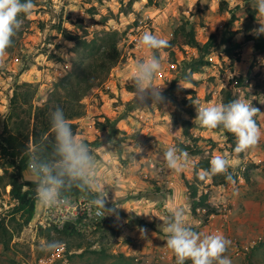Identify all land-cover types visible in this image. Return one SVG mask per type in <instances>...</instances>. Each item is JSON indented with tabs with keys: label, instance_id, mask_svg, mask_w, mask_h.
Instances as JSON below:
<instances>
[{
	"label": "rangeland",
	"instance_id": "1",
	"mask_svg": "<svg viewBox=\"0 0 264 264\" xmlns=\"http://www.w3.org/2000/svg\"><path fill=\"white\" fill-rule=\"evenodd\" d=\"M221 2L226 3L223 9ZM34 3L32 15L24 17L12 45L0 54V134L10 114L9 126L26 132L31 123L29 106L43 105L52 92L63 93L66 86L83 89L86 84L81 73L89 75L93 88L82 100L83 114L72 122L78 125L76 137L86 144L96 142L90 147L93 154L110 169L104 181L106 208L112 204L121 208L105 217L101 229L83 236L84 241L38 229L34 220L18 231L10 186L7 178L0 179V222L13 233L8 239L0 229V264H175L162 224L163 216L178 207L183 208L186 222L195 231L221 232L231 240L225 255L232 264H264V54L246 41L264 18L256 14L251 0ZM59 26L78 39L65 40ZM181 27L193 28L202 45L214 36L209 53L204 55L212 64L191 73L188 65L198 57L197 51L177 46L159 50L163 70L154 83L162 86L163 102L151 111L138 107L130 89L134 64L144 58L137 39L147 31L170 42ZM113 43L119 61L106 71L99 66L100 56L111 50ZM189 76L196 85L188 87L185 77ZM238 83L242 89L234 92L236 99H245L259 109L254 119L261 137L256 145L235 154V144L229 145L222 132L201 128L195 118L199 107L222 103V90L233 89ZM14 92L20 95V105L12 111ZM173 114L192 123L193 140L182 136ZM179 143L189 147L185 151L195 159L196 168L177 175L164 166L162 155L168 146ZM137 147L139 153H135ZM218 152H229L235 159L229 168L234 183L226 181L224 174L211 181L197 178V170L209 165ZM28 165L29 157L24 179L35 183ZM5 166L0 157V177H5ZM189 185L218 213L207 224L203 223L206 208L198 209L197 216L191 212ZM71 196L88 199L84 194ZM39 209L36 203V212ZM53 240L66 243L63 252L50 255L39 251L43 241Z\"/></svg>",
	"mask_w": 264,
	"mask_h": 264
},
{
	"label": "clouds",
	"instance_id": "2",
	"mask_svg": "<svg viewBox=\"0 0 264 264\" xmlns=\"http://www.w3.org/2000/svg\"><path fill=\"white\" fill-rule=\"evenodd\" d=\"M251 3L256 14L264 18V0H251ZM35 7L34 0H0V54L12 45L24 17L31 16ZM258 24L260 26L253 30V34L264 35V23ZM136 46L143 50L144 58L133 67L134 103L151 111L163 102L162 86L154 82L163 70L158 52L169 46V40L145 31L137 39ZM185 83L192 87L189 78L185 77ZM258 113L259 109L245 99H236L199 107L195 121L209 131L219 129L233 134L236 143L232 152L240 154L260 140L261 131L254 119ZM50 124L53 134L50 151L45 145L35 144L28 165L29 175L36 185L35 200L41 211L49 213L69 207L71 201L66 193L76 189L88 197L89 206L95 209L97 217L102 219L113 215L121 207L112 204L106 208L108 192L104 181L110 172L108 164L102 163L84 140L76 137L63 109L57 107L50 113ZM140 151L137 147L135 153ZM162 160L164 166L177 175L186 169L196 168L195 159L175 144L166 148ZM234 163L231 153L218 152L210 159L208 168L197 170V178L211 181L213 177L224 174L226 181L234 183L229 172ZM162 228L167 234L166 247L175 257V264H186L187 261L191 264H232L225 255L231 240L221 232L203 234L195 231L186 222L183 208H175L163 216ZM140 232L144 235L145 229L141 228ZM65 248L66 243L61 240L43 241L39 251L51 255L61 253Z\"/></svg>",
	"mask_w": 264,
	"mask_h": 264
},
{
	"label": "trees",
	"instance_id": "3",
	"mask_svg": "<svg viewBox=\"0 0 264 264\" xmlns=\"http://www.w3.org/2000/svg\"><path fill=\"white\" fill-rule=\"evenodd\" d=\"M148 3L154 4L156 0H147ZM226 3L221 2L220 7L225 8ZM58 32L67 41H76L78 39L77 35H73L71 31L61 26L58 27ZM180 32L175 31L173 39L169 42V49L172 46H177L178 48L190 47L198 52V57L193 59L188 65L191 69V73H197L202 70L203 67H209L212 63L208 60H204V55L209 53L212 40L214 36L212 35L210 39L205 43L201 44L197 41L195 30L193 28L186 29L181 27ZM247 42H252L256 51L264 54V35H248L246 37ZM119 61V51L116 48V44L113 43L111 50L103 53L100 56V65L104 66L106 71L112 69ZM92 71V66L89 65ZM81 73L80 79L86 84L81 90L76 88L64 87L63 93L59 91H54L50 94V97L46 102L39 106L32 108L29 106V113H31V123H29L30 129L26 132L18 127L9 126V121L12 120L13 114L8 115L7 121L4 124L2 133L0 134V157L6 162L4 176L0 179L4 180L7 178V185L10 186V196L15 201V205L12 209L14 214V221L18 224L16 230L20 231L22 228L27 226L34 217L36 211V200H35V183L28 182L24 179V170L26 167L27 159L33 150L35 144L39 143L45 145L50 151V144L52 141V131L50 124V113L54 111L57 107L63 109L66 119L69 121L74 134L77 135L78 125L73 123L74 119L79 118L83 114L82 100L86 96L87 92L93 88L94 81ZM191 84L196 85L197 82L194 81L191 76L188 77ZM26 85V84H23ZM130 89H132L130 87ZM242 87L237 84L234 88H227L222 90V103H229L236 100L234 92L241 90ZM24 98V97H23ZM26 102V100L24 99ZM20 105V95L17 92L13 93L10 99L11 110H15L16 107ZM173 123L179 125L182 130V136L186 139H194L190 133V128L192 123L187 119H182L173 114ZM100 130H104V126L100 127ZM215 132H220L219 129L214 130ZM227 138V143L229 145L235 144V137L233 134L228 132H222ZM89 147L92 145L96 146L97 143L87 144ZM180 148L183 150H189V147L185 146L183 143H179ZM91 149V148H90ZM92 150V149H91ZM209 165H204L203 169L208 168ZM10 169V172L7 171ZM190 194V208L194 216H197V210L201 207L206 208L205 218L203 220L204 224L209 222V218L214 215L218 216L217 211L214 208H210L205 204L203 197L197 196V190L192 185L188 187ZM82 194L78 190L73 189L66 193L67 196ZM4 220V219H3ZM17 220V221H16ZM4 222V221H3ZM20 222V223H19ZM102 227L100 226V229ZM0 229L3 234H5L8 239L13 237V233L7 230L6 226L0 222ZM57 234L63 237L74 238L78 240H83L84 237L77 234L70 227H65L63 230L57 231ZM82 245H78V249H82Z\"/></svg>",
	"mask_w": 264,
	"mask_h": 264
},
{
	"label": "built area",
	"instance_id": "4",
	"mask_svg": "<svg viewBox=\"0 0 264 264\" xmlns=\"http://www.w3.org/2000/svg\"><path fill=\"white\" fill-rule=\"evenodd\" d=\"M67 198L71 201L70 206L60 211L49 213L42 212L41 209L39 212L35 211L32 220L36 228L53 232L68 226L77 234L86 236L100 227L105 217L101 219L95 215V209L89 206L87 198L74 196Z\"/></svg>",
	"mask_w": 264,
	"mask_h": 264
}]
</instances>
